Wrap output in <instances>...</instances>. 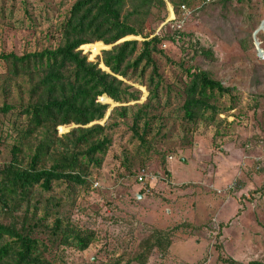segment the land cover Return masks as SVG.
Here are the masks:
<instances>
[{"label": "trees", "instance_id": "16d2710c", "mask_svg": "<svg viewBox=\"0 0 264 264\" xmlns=\"http://www.w3.org/2000/svg\"><path fill=\"white\" fill-rule=\"evenodd\" d=\"M168 3L178 15L193 0H72L52 24L54 42L21 53L0 51V139L12 138L10 158L0 166V264H55L65 247L91 246L96 230L73 220L63 195L92 186L90 176L113 144L112 131L127 126L132 147L124 150L122 165L133 174L136 158L142 166L153 153L165 159L157 138L166 135L172 115L191 133L201 122L218 124L235 107L236 87L195 63L214 59V52L168 20ZM212 3L225 15L250 17L253 10V0ZM167 41L180 43L179 61L165 54ZM82 48L90 58L106 49L91 60ZM158 57L177 68L173 82L165 80ZM130 81L146 86L145 101ZM99 98L117 103L107 118L110 104ZM64 125L70 129L60 133ZM170 244L168 232L156 231L127 264H146L154 249L165 253Z\"/></svg>", "mask_w": 264, "mask_h": 264}, {"label": "rangeland", "instance_id": "374dc122", "mask_svg": "<svg viewBox=\"0 0 264 264\" xmlns=\"http://www.w3.org/2000/svg\"><path fill=\"white\" fill-rule=\"evenodd\" d=\"M213 1L193 0L178 15L168 3L167 18L212 49L214 59L198 57L195 63L236 87L235 107L221 114L218 124L201 122L191 133L172 115L166 135L157 138L165 159L153 153L142 166L136 158L133 174L122 165L124 150L132 147L127 126L112 131L113 144L103 166L91 174L92 186L78 188L69 198L63 195L64 209L79 226L95 229L97 238L85 251L65 247L63 260L55 264H127L139 243L156 231L168 232L171 244L165 253L154 249L146 264H228L226 258L264 262V28L256 34L262 53L253 37L264 18V0H253L250 17L225 15ZM71 2L0 0V51L21 53L54 42L52 24ZM162 47L180 60V43L167 41ZM157 59L165 80L173 82L177 68L164 57ZM130 83L142 90L140 102L145 101L146 86ZM99 100L110 104L107 118L117 103ZM58 129L64 133L70 126ZM11 142L0 139V166L10 158ZM142 172L148 176L143 182L138 179Z\"/></svg>", "mask_w": 264, "mask_h": 264}, {"label": "water", "instance_id": "95a60500", "mask_svg": "<svg viewBox=\"0 0 264 264\" xmlns=\"http://www.w3.org/2000/svg\"><path fill=\"white\" fill-rule=\"evenodd\" d=\"M264 28V18H263V20L261 21V23H260V25H259V27H258V29L254 32V34H253V37H254V43H255V45H256V48H257V50L260 52V53H262L263 52V50H262V48H260L259 47V44H260V41L257 39V36H256V34H257V32L260 30V29H263ZM125 39H128V38H125ZM122 40H124V39H122ZM121 40V41H122ZM109 47L108 48H110L111 47V45H108ZM104 49H106V48H104ZM103 64V63H102ZM100 65L103 69H107L106 67L104 68V64L103 65ZM110 113V112H109Z\"/></svg>", "mask_w": 264, "mask_h": 264}, {"label": "built area", "instance_id": "2783aa9c", "mask_svg": "<svg viewBox=\"0 0 264 264\" xmlns=\"http://www.w3.org/2000/svg\"><path fill=\"white\" fill-rule=\"evenodd\" d=\"M186 9V6L185 5H182V10H185ZM178 27H181V24L180 23H178V25H177ZM147 174L146 173H144V172H142V173H140L139 175H138V179H139V181H141V182H143V181H145L146 179H147ZM97 184V183H96Z\"/></svg>", "mask_w": 264, "mask_h": 264}]
</instances>
